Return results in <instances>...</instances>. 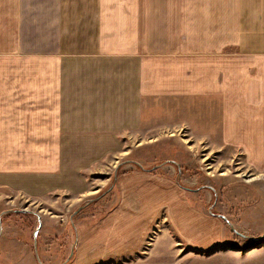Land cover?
<instances>
[{
  "label": "crops",
  "instance_id": "crops-1",
  "mask_svg": "<svg viewBox=\"0 0 264 264\" xmlns=\"http://www.w3.org/2000/svg\"><path fill=\"white\" fill-rule=\"evenodd\" d=\"M151 120L203 137L217 120L221 146L264 170V0H0V264H64L74 248L96 264L142 242L165 205L188 217L166 179L135 172L71 243L64 221L16 207L83 198Z\"/></svg>",
  "mask_w": 264,
  "mask_h": 264
},
{
  "label": "rangeland",
  "instance_id": "rangeland-1",
  "mask_svg": "<svg viewBox=\"0 0 264 264\" xmlns=\"http://www.w3.org/2000/svg\"><path fill=\"white\" fill-rule=\"evenodd\" d=\"M147 1L169 4L174 0ZM212 109L217 118L214 104ZM153 123L146 130L145 120L143 129L121 152L102 160L104 166L92 176L83 198L55 194L21 201L16 207L40 214L57 226L64 221L71 243L79 221L97 225L115 210L121 196L116 190L123 177L134 172L151 175L168 181L174 199L186 204L190 215L183 214L179 203L174 209L165 205L142 242L127 251L118 246L115 255L96 264H264V170L249 166L247 156L237 148L221 146L217 120L214 135L206 137L193 129L194 133L172 125L159 129ZM139 142L146 144L131 151ZM211 214L224 216L238 233L260 241L238 236ZM73 251L66 264H75Z\"/></svg>",
  "mask_w": 264,
  "mask_h": 264
},
{
  "label": "water",
  "instance_id": "water-1",
  "mask_svg": "<svg viewBox=\"0 0 264 264\" xmlns=\"http://www.w3.org/2000/svg\"><path fill=\"white\" fill-rule=\"evenodd\" d=\"M140 169L141 170H144L143 168H141L140 167ZM145 172H150V170H144ZM23 211H26L25 209L23 210ZM212 216H214V217H216V218H218V219H220V220H222L223 222H225L227 225H228V227L235 233V234H237L238 236H240V237H242V238H245V239H247V240H249V241H260V239L258 238V239H254V238H250V237H246V236H244V235H242V234H240V233H238L235 229H234V226H233V224H231L224 216H222V215H219V214H217V215H213V214H211ZM0 230H1V227H0ZM263 239V238H262ZM73 253V250H72V252H71V254ZM71 257V256H70ZM68 261H65V263L64 264H66Z\"/></svg>",
  "mask_w": 264,
  "mask_h": 264
}]
</instances>
